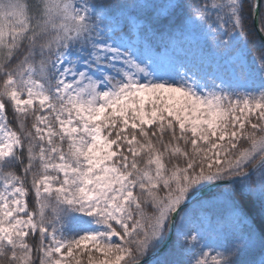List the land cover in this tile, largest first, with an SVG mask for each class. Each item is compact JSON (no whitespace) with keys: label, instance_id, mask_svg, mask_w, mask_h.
<instances>
[{"label":"snow or ice","instance_id":"6c2138e0","mask_svg":"<svg viewBox=\"0 0 264 264\" xmlns=\"http://www.w3.org/2000/svg\"><path fill=\"white\" fill-rule=\"evenodd\" d=\"M0 264H264V0H0Z\"/></svg>","mask_w":264,"mask_h":264}]
</instances>
